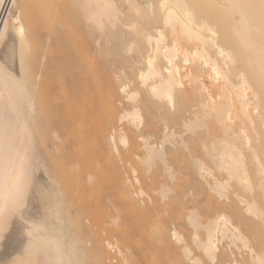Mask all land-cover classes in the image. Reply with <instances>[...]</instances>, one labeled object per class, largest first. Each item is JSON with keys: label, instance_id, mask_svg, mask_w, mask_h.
<instances>
[{"label": "bare ground", "instance_id": "6f19581e", "mask_svg": "<svg viewBox=\"0 0 264 264\" xmlns=\"http://www.w3.org/2000/svg\"><path fill=\"white\" fill-rule=\"evenodd\" d=\"M262 3L0 0V264H264ZM55 172L115 176L112 238ZM122 172H183L180 227Z\"/></svg>", "mask_w": 264, "mask_h": 264}, {"label": "rangeland", "instance_id": "374dc122", "mask_svg": "<svg viewBox=\"0 0 264 264\" xmlns=\"http://www.w3.org/2000/svg\"><path fill=\"white\" fill-rule=\"evenodd\" d=\"M99 161L104 159L101 158ZM122 173L130 182H133L130 186L131 191H135L141 185L143 194L138 196L137 200L150 208L156 220H165L168 224L174 222L177 228L180 227L182 211L180 202L185 188L183 172H174L173 179H169L167 175L160 172L157 174L155 172ZM54 175L66 201L67 213L75 228L85 236L87 242L92 244L106 237L112 238L111 230L115 225L110 218L118 214L114 208H119L121 201L120 187L115 181V176L111 172H55ZM134 177L139 179V184L135 183ZM159 183L169 184L171 188L164 199H161L157 192ZM123 219V216L119 215V223ZM131 246L132 251L135 252L133 258L136 264H142L143 252L136 248L135 241ZM107 252L109 251L106 249L103 254L109 258ZM161 261H164V264H171L169 257Z\"/></svg>", "mask_w": 264, "mask_h": 264}, {"label": "snow or ice", "instance_id": "6c2138e0", "mask_svg": "<svg viewBox=\"0 0 264 264\" xmlns=\"http://www.w3.org/2000/svg\"><path fill=\"white\" fill-rule=\"evenodd\" d=\"M261 7H264V3H262ZM59 264H78V262L73 261H61Z\"/></svg>", "mask_w": 264, "mask_h": 264}]
</instances>
